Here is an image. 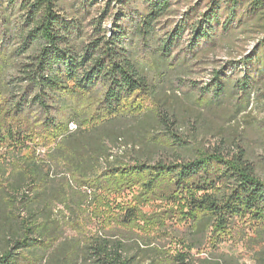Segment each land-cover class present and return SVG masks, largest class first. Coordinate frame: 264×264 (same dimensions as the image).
Instances as JSON below:
<instances>
[{
	"label": "trees",
	"instance_id": "trees-1",
	"mask_svg": "<svg viewBox=\"0 0 264 264\" xmlns=\"http://www.w3.org/2000/svg\"><path fill=\"white\" fill-rule=\"evenodd\" d=\"M83 1L70 14L59 0H0V264H144L150 255L124 229L137 207L110 199L134 186L183 197L187 249L205 241L215 249L236 219L264 223V178L204 116L230 102L232 119L263 93L264 0L195 3L162 35L155 22L170 0L117 12L111 32L100 18L124 0H107L87 23ZM123 17L128 25L117 22ZM251 34L259 36L251 54L177 95L189 58ZM143 97L150 105L139 107ZM30 141L46 156L24 155ZM254 258L264 264V247ZM173 259L195 260L188 252ZM199 263L245 264L226 253Z\"/></svg>",
	"mask_w": 264,
	"mask_h": 264
},
{
	"label": "rangeland",
	"instance_id": "rangeland-1",
	"mask_svg": "<svg viewBox=\"0 0 264 264\" xmlns=\"http://www.w3.org/2000/svg\"><path fill=\"white\" fill-rule=\"evenodd\" d=\"M107 0H85L80 19L87 23L92 18H98L104 8ZM60 4L70 14H74L73 8L78 5L77 0H59ZM200 3L204 9V1L200 0H170L169 12L161 16L155 22L157 29L162 35L170 29L181 15L187 10L188 6ZM147 0H124V3L118 1L111 2L108 12L100 18V25L109 32L113 29L114 16L122 11L125 15H134L135 12H147ZM127 15V16H128ZM117 22L129 24V20L121 18ZM189 34H184L182 41L174 53L180 52L187 45ZM258 35L251 34L248 38L242 39L241 36L231 37V48L219 47L215 51L200 50L198 59L189 58V72L181 76V81H176L173 85L177 95L183 97V92L188 90L189 85H202L207 82L211 75L213 67H219L225 62L238 61L244 56L251 54L257 43ZM180 85V86H179ZM263 93L253 95L248 106L237 116L229 119L233 113L234 106L231 103L225 104L221 110L205 114L206 122L220 131L225 137H233L234 141L242 145L249 159L254 163L258 174L264 178V88L260 86ZM184 98V97H183ZM139 107L150 105V97H143L139 100ZM75 125L69 124L71 129ZM36 141L27 143V148L23 149L24 155L34 153L37 158L46 156V147L36 145ZM101 196H105L101 194ZM111 196L112 202L127 206L135 205L139 211L138 216L133 219L129 225L124 226L128 235L139 240V247L144 250V264L148 261H154V264H175L174 256L177 254H186L187 252L194 258V264H200L199 259L208 258L211 253L232 254L245 264H254L256 262L254 253L264 247V223L248 222L245 219H236L231 227L229 234H223L222 240L217 247L213 249L210 241H205L198 248L187 249L188 238L192 236V226L185 215L186 206L183 204L182 196H173V198L159 199L158 196L148 197V194H142L141 188L134 186L123 190L119 194ZM172 199V200H171ZM99 206V205H96ZM97 212L103 216L113 214L114 211L106 209ZM159 220V222H158ZM191 226V227H190Z\"/></svg>",
	"mask_w": 264,
	"mask_h": 264
},
{
	"label": "bare ground",
	"instance_id": "bare-ground-1",
	"mask_svg": "<svg viewBox=\"0 0 264 264\" xmlns=\"http://www.w3.org/2000/svg\"><path fill=\"white\" fill-rule=\"evenodd\" d=\"M70 129H71V127H69ZM74 128H75V126H74Z\"/></svg>",
	"mask_w": 264,
	"mask_h": 264
}]
</instances>
